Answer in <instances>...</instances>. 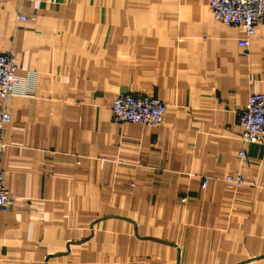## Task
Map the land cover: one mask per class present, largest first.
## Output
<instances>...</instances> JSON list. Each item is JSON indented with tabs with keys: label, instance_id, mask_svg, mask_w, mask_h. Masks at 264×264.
I'll return each mask as SVG.
<instances>
[{
	"label": "crops",
	"instance_id": "1",
	"mask_svg": "<svg viewBox=\"0 0 264 264\" xmlns=\"http://www.w3.org/2000/svg\"><path fill=\"white\" fill-rule=\"evenodd\" d=\"M245 36L207 0H0V51L32 89L6 105L0 264H264V144L239 123L264 21L248 55ZM122 92L165 121L115 122Z\"/></svg>",
	"mask_w": 264,
	"mask_h": 264
},
{
	"label": "built area",
	"instance_id": "2",
	"mask_svg": "<svg viewBox=\"0 0 264 264\" xmlns=\"http://www.w3.org/2000/svg\"><path fill=\"white\" fill-rule=\"evenodd\" d=\"M212 16L226 25L242 26L246 36L239 39L248 55L250 37L257 26L264 21V0H207ZM25 16L19 15V19ZM18 65L14 50L0 51V209H10L16 200L15 195L6 188L3 167L6 143L3 136L11 121L7 102L15 95H29L32 89L26 86V80L17 73ZM167 104L157 97L146 93L122 92L112 103V117L115 122H132L157 126L165 121ZM239 123L243 128L242 141L264 144V92L250 93L245 108L239 113ZM246 159L245 150L240 152ZM225 182L232 187L244 184L241 176H227ZM209 181L204 177L203 185Z\"/></svg>",
	"mask_w": 264,
	"mask_h": 264
}]
</instances>
